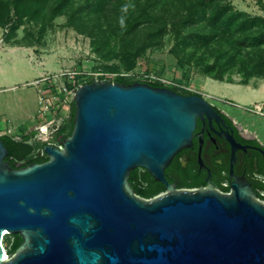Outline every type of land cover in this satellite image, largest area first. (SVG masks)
<instances>
[{"label":"water","instance_id":"obj_1","mask_svg":"<svg viewBox=\"0 0 264 264\" xmlns=\"http://www.w3.org/2000/svg\"><path fill=\"white\" fill-rule=\"evenodd\" d=\"M74 104L73 131L44 146L47 160L14 168L0 140V264H264V202L250 183L232 172L224 193L165 178L197 119L219 115L214 104L106 79L81 85ZM140 167L168 192L138 195ZM8 234L23 241L5 254Z\"/></svg>","mask_w":264,"mask_h":264},{"label":"trees","instance_id":"obj_2","mask_svg":"<svg viewBox=\"0 0 264 264\" xmlns=\"http://www.w3.org/2000/svg\"><path fill=\"white\" fill-rule=\"evenodd\" d=\"M258 2L261 14L237 8L233 0H0V26L9 27L5 33L8 37L26 19L38 14L49 21L67 15L69 26L91 38V47L99 59L116 61L113 66L99 68L104 73L113 72L116 78L102 79L126 84L141 81L154 86L166 85L131 80L125 73L132 71L139 58L157 47L165 35L171 34L172 52L181 64L193 65L216 80L248 84L252 78H264V2ZM90 69L98 68L91 65ZM234 73L241 76L238 82ZM167 87L193 94L176 85ZM74 114L73 100L69 118L56 132L54 141L62 142L71 135ZM0 140L8 148L6 159L14 168L47 160L44 146L55 144L39 140L36 131L19 137L4 134ZM141 179L140 168L132 170L130 182L137 194L153 197L157 191L144 187ZM5 237L8 253L23 241L20 234Z\"/></svg>","mask_w":264,"mask_h":264},{"label":"rangeland","instance_id":"obj_3","mask_svg":"<svg viewBox=\"0 0 264 264\" xmlns=\"http://www.w3.org/2000/svg\"><path fill=\"white\" fill-rule=\"evenodd\" d=\"M258 1L233 0V3L239 9L261 14L263 11ZM67 22V15H61L49 21L43 14H38L34 19H26L20 28L9 33L8 37H5V33L8 32L9 27L0 29V38H5L8 43L5 44L18 47L13 50L7 47L6 52L0 51V78L7 76L8 79L4 83L6 89L0 91L1 128L10 126L14 133H17L20 131L18 128L20 124L24 123L23 128L30 127L39 122H45L53 116L52 113L44 115L39 112L37 86L34 81L41 74L52 76L66 70L103 72L99 68L116 64L113 60L99 59L91 47V38L69 26ZM173 43L172 35H165L157 47L142 55L136 67L125 74L131 80H148L146 76L153 74L171 82L170 85H178L186 92L203 95L210 103L227 110L228 114L243 128L257 132L258 139L264 144V115L249 110L253 105L251 97L247 100L240 98V93H244L247 89L243 87L241 92L235 91L224 82L204 75L197 67L181 64L172 52ZM91 65L98 69H90ZM233 76L236 82L241 79L238 73H234ZM101 77L114 80L116 75L111 72L100 75V79ZM91 79H93L91 75L84 74H78L74 78L79 87ZM261 79L264 80V78ZM62 80L63 78L57 80L55 86L57 90H61ZM260 81V79L252 78L248 84H259ZM165 85L168 86L169 83ZM23 94H25L22 96L24 106L21 107L23 99L20 96ZM58 95L59 102L54 113H58V117H64L62 120L64 124L71 113L75 94L59 92ZM259 101L264 105V96L259 98ZM21 108L27 110V114L24 115ZM49 140L54 141V137ZM54 142L57 145L61 144L60 141Z\"/></svg>","mask_w":264,"mask_h":264},{"label":"flooded vegetation","instance_id":"obj_4","mask_svg":"<svg viewBox=\"0 0 264 264\" xmlns=\"http://www.w3.org/2000/svg\"><path fill=\"white\" fill-rule=\"evenodd\" d=\"M216 110L219 115L213 118L197 119L192 144L165 168L166 180L176 190L213 188L230 193L234 179L243 178L264 202V144L221 108L216 106ZM140 172L141 184L157 191L154 196L168 192L166 183L144 168L140 167Z\"/></svg>","mask_w":264,"mask_h":264},{"label":"built area","instance_id":"obj_5","mask_svg":"<svg viewBox=\"0 0 264 264\" xmlns=\"http://www.w3.org/2000/svg\"><path fill=\"white\" fill-rule=\"evenodd\" d=\"M4 38H0V42H3ZM78 74H84V75H91L94 80H99L100 75H106L107 73L104 72H94L92 70H84L81 72H71V71H63L60 74H55L52 76H40L36 78L34 81L35 85L37 86V93H38V102L40 105L39 112L41 114H49L52 113L53 116L49 118L45 122H39L36 126L34 131L37 132V135L40 138H43L42 140L48 141L51 137H54L56 132L59 130V128L63 125L62 120L64 117L59 116L58 113H54V110L57 107V104L59 102V92L65 93V94H76L77 89L79 88L78 85H76L74 78ZM147 79L150 81H159L164 84L171 82L165 80L164 78L155 76L153 74H148ZM59 78H63L60 87L61 90L56 89V82ZM178 86V85H176ZM249 110L251 112H255L260 115H264V105L263 103L257 102L254 103ZM7 133L11 134L12 131L8 130ZM18 137V136H17ZM50 141V140H49ZM7 251H5V254Z\"/></svg>","mask_w":264,"mask_h":264},{"label":"crops","instance_id":"obj_6","mask_svg":"<svg viewBox=\"0 0 264 264\" xmlns=\"http://www.w3.org/2000/svg\"><path fill=\"white\" fill-rule=\"evenodd\" d=\"M0 29L3 30V27L0 26ZM5 43L8 44L7 41L4 38V41L0 42V51H1V53L2 52H6L7 51V47L11 48L12 50L18 48V47L7 46ZM42 75H44V74H41L40 76H42ZM6 77L4 76V77L0 78V88H1L0 91L2 89H6L4 87V83L8 80ZM260 80L261 81H260L259 84H257V83L256 84H241V83H234V82H228V81H222V82H224V84L234 88L235 91H239V92H241V88L245 87L248 91L246 90L244 93H240V98H242L243 100H247V99H249L251 97L252 98V102L251 103L254 104V103L260 102L259 98L264 96V80H262V79H260ZM22 96H25V94L21 95L20 98H22ZM18 97H19V95H18ZM23 106H24V99H23V103L21 104V107H23ZM21 110H22L24 115L27 114V110L22 109V108H21ZM222 110L225 111L226 113H228L227 110H225V109H222ZM37 124H35L34 126L24 127V128L22 127V126H24V123L22 125L20 124L18 126L20 131H18L17 133H14V130L10 126H8L6 128H1L0 127V135L9 134V133H7V131L11 130L12 131L11 135H15L16 137L17 136L19 137L21 135H24V134H27V133L33 131V129L35 128V126ZM246 129L248 131H250L248 128H246ZM250 132L254 133L259 138L257 132H255V131H250Z\"/></svg>","mask_w":264,"mask_h":264},{"label":"bare ground","instance_id":"obj_7","mask_svg":"<svg viewBox=\"0 0 264 264\" xmlns=\"http://www.w3.org/2000/svg\"><path fill=\"white\" fill-rule=\"evenodd\" d=\"M7 254V253H6Z\"/></svg>","mask_w":264,"mask_h":264}]
</instances>
